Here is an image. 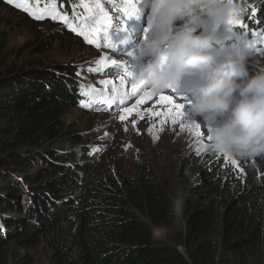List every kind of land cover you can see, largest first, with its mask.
Returning a JSON list of instances; mask_svg holds the SVG:
<instances>
[{"label":"trees","instance_id":"trees-1","mask_svg":"<svg viewBox=\"0 0 264 264\" xmlns=\"http://www.w3.org/2000/svg\"><path fill=\"white\" fill-rule=\"evenodd\" d=\"M44 1L74 17L71 0ZM243 1L246 24L264 31V0ZM51 45L42 41L39 50ZM3 50L0 44V244H36L54 229L56 264H264L263 156L243 158L249 176L242 182L214 151L184 155L180 178L190 183L200 171L188 203L196 194L221 205H187L183 219L149 165L137 177H117L62 119L86 95L76 63L18 65ZM22 208L21 226L7 220ZM157 228L172 231L170 241Z\"/></svg>","mask_w":264,"mask_h":264},{"label":"rangeland","instance_id":"rangeland-1","mask_svg":"<svg viewBox=\"0 0 264 264\" xmlns=\"http://www.w3.org/2000/svg\"><path fill=\"white\" fill-rule=\"evenodd\" d=\"M17 2H31L38 4L40 8L54 5L58 13L57 5L51 2L44 4L42 0L12 2L0 0V44L4 47L3 53H7L10 60L18 65L31 63L33 66H45L59 62H74L79 66L78 82L83 86L85 84L88 90H95L100 99L111 100L113 103L111 107L107 104L95 106L94 110L81 107L79 104V107L64 113L62 119L67 125H73L81 136L80 144L87 146L94 158L113 169L117 177H123V174L137 177L141 165H149L164 185L175 210L181 213L183 219L188 213V209L185 210L187 205L194 209L207 205L219 208L220 200L216 197L204 198L193 194L194 197H190L191 204L190 201L188 203L187 194L199 175V169L192 171L190 183L185 182L183 177L180 178L181 158L184 155H205L214 151L209 147L206 122L200 114L193 111L192 96L166 89L153 92L147 84L140 86V79L125 75L115 68L117 65L133 63L125 62L126 57L107 49L111 42L119 43L120 40L127 43L132 34L131 30L123 28V21L127 18L126 12L137 14L130 20L142 26H146L150 19L155 25L153 0H77L78 11L81 13L77 18L82 20L74 27L85 31L95 29L92 37L95 43L86 40L78 31L69 27L71 21H67L66 25L64 20H54L51 16L36 19L29 12L16 7ZM85 3L90 4L93 9L95 4L99 3L103 11L89 12L84 7ZM232 3L237 5L234 9L238 17L243 11H247L248 5L245 1L232 0ZM180 23L181 21L177 20V24ZM120 28L122 29L117 31ZM48 40H52L51 48L46 47L40 51V43ZM243 42V46H247L248 50L257 46L256 41ZM103 44L105 49L102 47ZM261 67H264V56L249 57V71L256 72ZM134 84L139 85L135 92ZM145 96L147 98L138 103ZM161 96H170L174 103L182 104L183 115L176 117L175 110L169 114L170 105L162 104ZM134 105L136 110L130 115L125 112V109H132ZM122 115L126 116V119L121 120ZM217 154L223 158L226 166L234 168L242 182L248 178V171L241 165L242 158L235 159L234 156L227 155L231 158L229 160L225 154ZM261 156L264 158V154ZM231 160H235L236 163H231ZM39 167L40 165L35 164L33 170ZM226 179L229 180L228 177ZM76 216L74 213V220ZM6 218L9 221H16L17 226H21V223L28 219L23 208ZM156 231L161 238L170 241L169 234L172 231L168 233L164 228H157ZM57 242L58 235L51 229L44 232L36 244H24L17 238L9 243H2L0 264H16L15 260L18 258H21L22 264H56L54 258Z\"/></svg>","mask_w":264,"mask_h":264},{"label":"clouds","instance_id":"clouds-1","mask_svg":"<svg viewBox=\"0 0 264 264\" xmlns=\"http://www.w3.org/2000/svg\"><path fill=\"white\" fill-rule=\"evenodd\" d=\"M235 7L232 0H153L157 31L145 40L147 53L135 57L153 58L131 75L160 92L175 90L185 73L198 74L202 82L191 105L206 122L209 147L243 159L264 154V67L250 74L249 53L241 43H211L216 25ZM217 57H223L220 65Z\"/></svg>","mask_w":264,"mask_h":264},{"label":"snow or ice","instance_id":"snow-or-ice-1","mask_svg":"<svg viewBox=\"0 0 264 264\" xmlns=\"http://www.w3.org/2000/svg\"><path fill=\"white\" fill-rule=\"evenodd\" d=\"M10 2H12V0H10ZM15 6L19 7V8H22L23 10L29 12V14L32 15L36 19H44L45 16H51L52 19H54V20L62 19V20H65V22H67V18L66 17L60 16V14L55 11V6L54 5H52L51 7L40 8V7H38V4H32L31 2H24V3L17 2L15 4ZM84 7L89 12H92V11L102 12L103 11V9L101 8L99 3L95 4V8L94 9L88 3H85ZM137 13H138V10H137ZM126 15H127V18H132L134 16H137V14L133 15V12H131V11L126 12ZM226 22L229 25H239L241 28H243L245 26L243 21L241 19H239L238 13H237V11L235 9H233L231 11V13L228 16ZM151 23H152V19L149 20V25H151ZM69 27H72L74 31H78L79 34L83 35L86 40H89L92 43L96 42L92 38L93 37V33L95 32V29H92L90 31H85L84 29L75 28L70 23H69ZM145 31H147V29H145ZM104 83H109V82L108 81H104ZM141 83H147V82L145 80H141ZM138 87H139L138 84H134L133 85V92H135ZM93 91H95V90H93ZM173 91H175V90H173ZM146 98H147V96L143 97L140 101H138V103H142L143 99H146ZM111 102L112 101L109 100V103H111ZM122 102L123 101H121V103ZM160 102L162 104L170 105L169 114H172L173 110H175V116L176 117H179V116L183 115V113L181 112V109H183V105L174 103L172 97H170V96H161ZM80 106L81 107H85V108H90L92 105H91L90 102L81 101L80 102ZM133 110H136V106L135 105L133 106L132 109H125V112H127L130 115ZM157 114H159V113H157ZM120 119L124 120V119H126V116L122 115L120 117ZM173 122H175V121H173ZM133 123H135V122H133ZM150 131H151V129H150ZM197 135H199V133H197ZM226 159L230 160L231 158L226 155ZM231 163L235 164L236 161L235 160H231Z\"/></svg>","mask_w":264,"mask_h":264},{"label":"water","instance_id":"water-1","mask_svg":"<svg viewBox=\"0 0 264 264\" xmlns=\"http://www.w3.org/2000/svg\"><path fill=\"white\" fill-rule=\"evenodd\" d=\"M228 27H229V24H228V23H225V24L222 26V29H221L220 32H224V33H225V32L227 31ZM217 36H219V34H218V35H215V36L213 37V39L216 38Z\"/></svg>","mask_w":264,"mask_h":264}]
</instances>
